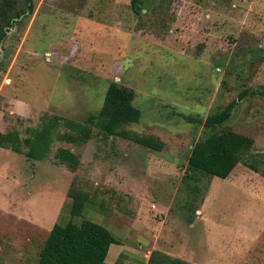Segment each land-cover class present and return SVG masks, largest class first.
Returning a JSON list of instances; mask_svg holds the SVG:
<instances>
[{
	"label": "rangeland",
	"instance_id": "374dc122",
	"mask_svg": "<svg viewBox=\"0 0 264 264\" xmlns=\"http://www.w3.org/2000/svg\"><path fill=\"white\" fill-rule=\"evenodd\" d=\"M143 1L135 14L131 0H33L1 41L0 131L25 139L47 117L83 121L116 81L141 112L122 129L163 145L92 128L82 143L55 138L41 161L0 147V264H35L55 222L82 218L191 264H264V0ZM230 102L216 130L251 137L250 151L227 178L186 177L203 121ZM60 146L77 154L74 171ZM71 187L89 195L79 217Z\"/></svg>",
	"mask_w": 264,
	"mask_h": 264
},
{
	"label": "trees",
	"instance_id": "16d2710c",
	"mask_svg": "<svg viewBox=\"0 0 264 264\" xmlns=\"http://www.w3.org/2000/svg\"><path fill=\"white\" fill-rule=\"evenodd\" d=\"M143 0H131L135 14L143 8ZM33 0H0V43L10 28L17 24L25 12L31 13ZM133 91L116 81L109 82L103 104L97 114H88L83 121L69 118L47 117L37 128L30 130L29 136L21 139L17 131H0V147L15 153H24L28 158L45 159L55 138L73 143H82L92 135V128L107 136L133 138L137 143L154 150L162 148V141L152 136H131L122 129L124 124L137 122L140 109L132 104ZM233 102L206 116L203 125L206 135L195 141L187 159L185 176L192 178L195 173L227 178L234 167L248 154L254 141L251 137L226 129L217 131L231 115ZM189 118V117H188ZM190 119V118H189ZM63 127V131H59ZM25 149V151L23 150ZM55 159L74 171L80 161L70 148L60 146L54 153ZM70 215L82 216L89 203L88 193L71 187ZM119 240L110 230L93 220L82 218L79 222H55L39 251L35 264H105V257L111 243ZM146 264H191L180 258L153 250Z\"/></svg>",
	"mask_w": 264,
	"mask_h": 264
},
{
	"label": "crops",
	"instance_id": "0c3cea01",
	"mask_svg": "<svg viewBox=\"0 0 264 264\" xmlns=\"http://www.w3.org/2000/svg\"><path fill=\"white\" fill-rule=\"evenodd\" d=\"M103 225L106 226L110 231H113L118 237L117 239L119 240L118 243L110 244L104 260L105 264H146L153 250H158L160 252L168 254L171 257L180 258L189 263L194 262L193 260H191L192 258L189 256V254L179 257L175 253L171 252L169 248H166L164 246H156L154 244L148 246L147 244H145L143 237H137V235L134 238L130 237L129 239H131V242H129L130 244L127 245L122 242L124 241L123 238H125L123 237L124 234L122 230L112 229L105 223ZM129 230L130 229H128L127 231Z\"/></svg>",
	"mask_w": 264,
	"mask_h": 264
},
{
	"label": "water",
	"instance_id": "95a60500",
	"mask_svg": "<svg viewBox=\"0 0 264 264\" xmlns=\"http://www.w3.org/2000/svg\"><path fill=\"white\" fill-rule=\"evenodd\" d=\"M23 15H21L20 17H19V19L22 17Z\"/></svg>",
	"mask_w": 264,
	"mask_h": 264
}]
</instances>
